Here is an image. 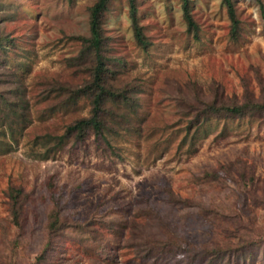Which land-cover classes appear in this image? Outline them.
I'll return each mask as SVG.
<instances>
[{
  "label": "rangeland",
  "instance_id": "rangeland-1",
  "mask_svg": "<svg viewBox=\"0 0 264 264\" xmlns=\"http://www.w3.org/2000/svg\"><path fill=\"white\" fill-rule=\"evenodd\" d=\"M98 1L0 0V264H264V0H234L237 37L223 0H190L197 37L181 0H135L144 45L110 0L106 79L130 125L59 143L91 115Z\"/></svg>",
  "mask_w": 264,
  "mask_h": 264
},
{
  "label": "trees",
  "instance_id": "trees-1",
  "mask_svg": "<svg viewBox=\"0 0 264 264\" xmlns=\"http://www.w3.org/2000/svg\"><path fill=\"white\" fill-rule=\"evenodd\" d=\"M110 0H99L95 6L91 10L90 15V38L87 39L89 43V49L94 53V57L96 60V67L93 72V82L90 88L87 89L85 92L90 98H92L91 106L92 111L90 117L81 119L73 123L69 126L66 130V133L58 138H53L54 140L57 139L59 143H63L67 139L73 138L76 141H81L86 138V136L93 132L99 137L105 136L106 132H115L116 126L120 125L121 123L125 125H130V121L125 119L126 116L123 114H119L114 111V106H120L123 103L130 104L133 103V107H135V103L129 98L126 92L120 91L117 88H113L106 79V72H107V64H106V57L104 55L103 50V20L104 14L107 11V6ZM135 0H130L132 13L134 16V31L135 36L140 44L144 45L145 37L142 32L141 27L137 22V18L135 15ZM182 1V11L184 15V19L188 25L189 30L193 31L195 36H198L199 33V26L194 20V17L191 13V6L190 0H181ZM229 18L232 24L231 33L233 37H237L239 32V21L237 19V13L235 8L234 0H223ZM85 95L84 92H82ZM254 103H248L242 106H235V107H222L216 108L215 106H209L208 108L211 112L216 111H226L231 114L242 115L245 113L246 109H250L248 111H256L259 109L258 105H253ZM17 104L11 103L10 107L12 109H16ZM247 111V112H248ZM9 121V117L2 120ZM50 139H52L50 137ZM19 195V193H17ZM12 195V211L14 215L15 222L18 224L19 216H20V207L19 203L16 201L18 196ZM62 230V222L60 218V213L58 208H55L48 219L47 225V232H48V242L45 245V248L42 252L43 259L50 251V248L53 245L54 240L59 236L60 231ZM173 240V239H171ZM169 243H164L163 253H173L177 251L176 249L179 248V245L174 242L169 245ZM222 248V247H219ZM167 249V250H166Z\"/></svg>",
  "mask_w": 264,
  "mask_h": 264
}]
</instances>
